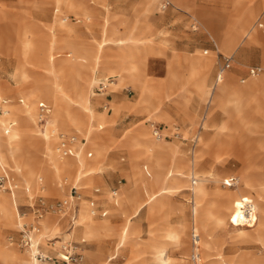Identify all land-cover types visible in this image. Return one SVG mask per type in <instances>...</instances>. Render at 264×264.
<instances>
[{
  "label": "rangeland",
  "instance_id": "374dc122",
  "mask_svg": "<svg viewBox=\"0 0 264 264\" xmlns=\"http://www.w3.org/2000/svg\"><path fill=\"white\" fill-rule=\"evenodd\" d=\"M151 1L72 0L75 15L67 12L66 4L67 9H60V0H0V100L9 102V116L0 112V123L7 129L10 120L15 122L7 133L10 139L3 136L13 153L5 172L16 186L11 193L0 191V197L8 200L15 216L17 211L20 215V223L13 226L0 219L1 242L23 256L19 233L22 225L33 223L38 200L69 207L70 188L76 184L80 200L72 235L66 236L71 234L66 218L54 214L44 216L42 227L46 238L58 236L76 243L84 255L83 264H159L160 251L171 264H194L192 230L199 235L197 264H264V90L256 87L264 84V4L254 7L256 0ZM166 2L169 6L164 8ZM106 12L111 13L114 26H109L107 16L103 18ZM259 22L263 27H258ZM45 32L50 37L41 47L34 39ZM29 42L34 43L28 46ZM130 48L140 54L147 50L143 60L138 54L133 63L134 82L125 75L130 64L125 51ZM30 50L51 57L58 72L55 82L47 66L26 60L25 52ZM111 52L114 58L108 57ZM227 56L232 58L231 68L224 71L230 89L250 83L243 92L226 93L215 105L212 93L220 86L221 82L215 85L216 77L222 57ZM252 66L262 68L260 76H248ZM95 67L98 70L93 73ZM78 71H82L79 77ZM108 78H114L115 84L99 93V83ZM78 84L86 88L95 117L91 134L82 141L86 146L81 152L82 170L75 157L57 153L60 136L77 135L80 145L89 122L90 112L75 102ZM154 87L175 88L181 96L172 95L161 104L163 97L156 95ZM204 88L211 94L209 100L199 96ZM122 102L130 106L114 112L112 104ZM152 102L170 114V125L156 123L155 111L147 107ZM24 104L36 108L27 113ZM51 105L48 126L37 127L38 108ZM151 124L164 129L160 139L154 137L153 129L149 131ZM124 139L144 140L149 146L139 151L114 147ZM68 168L72 176L60 183ZM89 169L93 174L84 177ZM79 170L82 174L77 176ZM168 171H173L172 176ZM175 171L184 178L176 184ZM230 177L238 179L237 185L223 187ZM165 179L170 189L151 200L161 187L157 180ZM198 180L204 181L203 192L192 186ZM58 186L64 196L53 191ZM95 189L99 190L98 206L109 214L92 221L88 200ZM113 189L117 190L115 205L109 199ZM245 202L252 209L250 217H255L250 227L241 219ZM126 204L129 213L122 212ZM46 218L48 231L44 230ZM100 221L105 229L113 227L119 233L101 230L89 236L93 222ZM93 250L97 261L90 253Z\"/></svg>",
  "mask_w": 264,
  "mask_h": 264
},
{
  "label": "built area",
  "instance_id": "2783aa9c",
  "mask_svg": "<svg viewBox=\"0 0 264 264\" xmlns=\"http://www.w3.org/2000/svg\"><path fill=\"white\" fill-rule=\"evenodd\" d=\"M169 6V3L166 2L164 8ZM262 25L259 24V27ZM232 63L231 57H222V63L220 65V73L224 72L226 69L230 67ZM262 72V68L260 67H252L248 69V76L256 77L260 75ZM219 77V75H218ZM244 82V80H241ZM114 84V80L111 79L107 82L108 87ZM107 86L102 85L101 88L98 89L99 93L105 92ZM6 102L0 100V112L6 116L7 112L3 110V105ZM49 114V110L46 107H41L36 116V125L39 128H42L47 121ZM153 135L156 139H160V132L157 129H153ZM77 141L76 136H60L57 143V151L62 157H69L72 155L73 145ZM91 154H88L90 157ZM238 183V179L236 177H230L225 180L222 184L225 188H234ZM192 185H195V182H192ZM16 188L10 183L9 177L5 171L0 172V191H9L10 193ZM114 194V193H113ZM70 198L71 205L70 207L64 206L61 202H56L54 204L45 205L42 200H38V205L33 207V221L29 225H22L20 230L18 246L22 250H27L34 247V253L31 255L32 259L37 264H83L84 263V255L82 254L81 249L78 245L70 240L63 241L60 237L54 236L52 238H46V247L47 251L41 247L40 243H37L34 239V234L38 232V226L36 224L37 221L44 218L46 214H54L60 217L61 219H65L68 222L67 232L72 231L76 227L77 214H78V204L77 202L80 200V194L78 192V188L72 186L70 188ZM93 202L90 203V206L93 207ZM249 203H244V215L246 216L247 222H244L245 227H250L255 223V217H250L252 209H250ZM235 223V222H233ZM198 240L199 235L195 230L191 232V244H192V253L190 256L191 261L194 264L198 263L199 253H198ZM12 241V239H10ZM58 244L59 246H56Z\"/></svg>",
  "mask_w": 264,
  "mask_h": 264
},
{
  "label": "bare ground",
  "instance_id": "6f19581e",
  "mask_svg": "<svg viewBox=\"0 0 264 264\" xmlns=\"http://www.w3.org/2000/svg\"><path fill=\"white\" fill-rule=\"evenodd\" d=\"M61 3L63 4H66L67 5V8L70 10V11H73L72 8H73V3H72V0H60ZM62 22V21H61ZM59 22V23H61ZM62 24V23H61ZM43 35L42 33H38L34 39L35 42H40V36ZM46 36V35H45ZM44 37V36H43ZM49 38V37H48ZM42 40V39H41ZM46 40V39H45ZM122 41V40H121ZM45 42V41H44ZM43 42V43H44ZM32 43L34 42H29L28 43V46H30ZM41 43V42H40ZM48 44V43H47ZM49 45V44H48ZM118 46V45H117ZM41 47H42V43H41ZM44 48V47H43ZM45 49V48H44ZM40 51H41V48H40ZM45 51V50H44ZM126 53V59L128 60V62L130 63L129 64V67L127 69H125V72H126V80H130V81H133L134 82V74H135V71H136V66L133 64L135 62V59H136V56L138 54H140L139 50L138 49H134V48H130L128 49L127 51H125ZM25 58L26 60L29 62V61H35L36 63L37 62H40L42 63L43 65L47 66L48 67V70L49 72L51 73L52 75V78H53V81L55 82L57 79H58V72H57V69H56V65L53 63L52 59L50 56H43V55H38L36 52L34 51H26L25 52ZM40 63H37V64H40ZM98 69L95 67L94 68V72L93 73H96ZM91 72V73H92ZM82 74V71H78L77 73V77L81 76ZM222 74H224V72H222ZM221 78V77H219ZM91 79H95L94 75L91 76ZM222 79V78H221ZM115 84V82H114ZM113 84V85H114ZM112 85V86H113ZM138 87L143 90L145 89L144 87H142L141 85ZM257 88L259 89H262L264 90V84L263 85H257L256 86ZM86 89V88H85ZM84 89V86L78 84L76 85V88H75V97H76V100L75 102L81 107L83 108L85 111L90 112V115H89V122H88V125L86 127V130L84 132V135H83V140H86L87 136L89 134H91L92 132V124H93V121H94V115L92 114L91 110H90V102H89V98H88V93L86 92V90ZM233 90V91H231ZM202 92V91H201ZM200 92V93H201ZM228 92H233V93H239V92H243V90H234V89H230V84L229 82L226 80V76L224 75V79L222 80V82L220 83V86L218 87L217 91H215L214 93H212V96H215V95H219V102L222 98V96H224L226 93ZM205 96H207V100L210 99L211 97V94L209 92V90H205V92L203 93ZM185 97V96H184ZM0 98H1V90H0ZM148 103V101H147ZM212 109H210L211 111ZM209 111V113H210ZM206 114V117L204 118V121H206L208 119V114ZM49 114H50V111H49ZM48 114V116H49ZM1 120V119H0ZM2 122V121H1ZM50 120L47 121V123L44 125V127L48 126ZM0 170L2 171H6L5 170V164H8L9 161L11 160L12 158V149H9L8 146H7V143L5 141V137L3 136L4 134H7L10 130H9V127H7L6 129V125L5 123H0ZM156 126L154 124H151L150 125V128H151V131L152 129H154ZM8 135V134H7ZM8 138L10 139V136L8 135ZM83 150V143L79 145V143L77 142L76 144L73 145V151H72V155L70 157H75V160H77V163H78V166L79 168L82 170L84 167H85V162L84 160L81 159V152ZM58 153V151H57ZM59 154V153H58ZM88 154V153H87ZM86 154V156H87ZM194 168V167H193ZM196 168V167H195ZM92 169V168H91ZM91 169L87 170L86 171V174L84 175V177L86 176H90L92 175V171ZM173 169V168H172ZM81 170H79V172L77 173V176L81 175ZM193 170V169H192ZM176 172V176H175V179L173 181L174 184L176 183H179L181 181V179H184L182 177L179 176L178 174V171H175ZM167 173H170V176H172V173L173 171H168ZM160 183V189L157 190L156 192L152 193L151 196H150V199L151 200H154L157 198L158 195H161V194H165L166 191L168 189H170L171 185L167 184L166 182V179L163 180V181H159L157 180L156 182V185H158ZM204 183L203 180H198V181H195V184H196V187L195 188H198V192H203V190L205 188L204 185L202 186V184ZM76 185V184H75ZM77 186V185H76ZM74 186V187H76ZM193 186V185H192ZM16 188V186H15ZM77 188V187H76ZM193 188V190L195 189ZM16 190V189H15ZM14 192V191H13ZM15 196V195H14ZM71 199V198H70ZM12 201V199H11ZM150 202V201H149ZM71 205V204H70ZM70 207V206H69ZM0 219L4 222V223H7L11 226L14 225V219H15V224H18L20 223V215L18 214V211H17V214H16V218H15V215L14 213L12 212V210H10L9 208V203H8V200H6L5 198L3 197H0ZM241 219L243 221H247L246 220V216L244 215V212L242 213L241 215ZM44 218L37 221L36 224L38 226V232L36 234H34V239L37 243H40L42 244V246H46V236L43 235V227H42V222H43ZM34 223V221H33ZM73 231V230H72ZM71 233V232H70ZM66 236H68V234H66ZM71 236V234H70ZM24 254L28 257V259L22 257V255L13 250V249H9L7 247H5L2 242H1V239H0V264H37L33 259H32V254L34 253V247L30 248V249H27V250H23ZM199 261V260H198ZM159 264H171L168 260L165 259V254L160 251L159 252V260H158Z\"/></svg>",
  "mask_w": 264,
  "mask_h": 264
},
{
  "label": "crops",
  "instance_id": "0c3cea01",
  "mask_svg": "<svg viewBox=\"0 0 264 264\" xmlns=\"http://www.w3.org/2000/svg\"><path fill=\"white\" fill-rule=\"evenodd\" d=\"M155 1V0H154ZM154 1H151L150 3H152V2H154ZM262 4H264V0H256L255 2H254V4H253V6L254 7H259L260 5H262ZM59 5H60V9H67L66 8V6L63 4V3H59ZM57 9H58V7H57ZM82 9H85L86 10V8H85V6L82 4ZM68 11V13H72V14H75V15H78L76 12H73V11H70L69 9H67ZM86 11H88V10H86ZM105 16H107L108 17V23H109V26H114L113 24H111V13H109V12H106L105 13V15L103 16V18L105 17ZM64 19H67V18H64ZM56 22H60L59 20H56ZM259 24H261L262 26L261 27H263V23L262 22H259L257 25H258V27H259ZM261 27H259V28H261ZM46 35V36H45ZM44 36V37H43ZM41 38H40V42L43 44V42L44 41H46L45 39H48V37H50V35L48 34V33H44L43 35H41L40 36ZM257 37V39H258V36H256ZM42 39V40H41ZM259 40V39H258ZM35 42V41H34ZM40 42H37V43H39V44H41ZM66 45V44H65ZM75 46H78V45H75ZM238 46H239V44L237 45V47H236V49L238 48ZM68 47V46H67ZM68 49H69V47H68ZM84 49H87V48H84ZM235 49V50H236ZM89 52H91L92 54H93V51H91L90 49H87ZM147 52V50H141V56H140V59H142L143 60V54L144 53H146ZM115 55V53L114 52H111V53H109V55H108V57L109 58H114L113 56ZM228 57V56H227ZM105 60V59H104ZM142 60H141V63H142ZM105 61H109V60H105ZM109 62H114V60L112 61V60H110ZM232 65V64H231ZM231 65H230V67L228 68V69H226L225 71H227V70H229L230 68H231ZM252 67H259V66H252ZM252 67H250V68H252ZM218 75H219V77H221V78H219L218 77ZM261 75V74H260ZM260 75H258V76H260ZM258 76H256V77H258ZM120 78H121V82L123 81L122 80V77L120 76ZM253 78H255V77H253ZM252 78V79H253ZM111 79H113L114 80V78H108L106 81L108 82L109 80H111ZM224 79V74H222V73H218L217 74V77H216V82H215V85H216V83L218 82H222V80ZM106 81H104L105 83H106ZM228 81V80H227ZM104 82H101V84L99 83V82H96V83H99V86H102V85H104V86H107V88H108V85H107V83L105 84ZM229 82V81H228ZM95 83V84H96ZM120 83V81H118V84ZM249 83L250 82H248V84L244 87V88H246L248 85H249ZM94 84V85H95ZM128 84V83H127ZM230 84V83H229ZM126 85V84H125ZM183 85H184V77H183V75H181L180 74V86L181 87H183ZM175 88H176V85H175ZM175 88H172V89H166V90H163V89H160L159 87H154V88H151L152 90H154L155 91V93H156V95L157 96H159V97H163V98H161L159 101H158V103H165V101H166V99H168L170 96H172V95H176V96H181V94H175ZM244 88H241V89H244ZM234 89V88H233ZM241 89H239V90H241ZM250 89V88H249ZM205 90H207L206 88H204L203 90H201L200 92H199V96L201 97V98H204V97H206L207 98V96H205L203 93L205 92ZM234 90H237V89H234ZM231 91H233V90H231ZM238 91V90H237ZM188 92H189V90L187 89V87L185 86V95H187V97H188ZM247 94H253V93H251V92H246ZM213 97V100L215 101L214 102V104L216 105V104H219V95L217 94V95H215V96H212ZM211 98V97H210ZM4 101V100H3ZM6 102V104L5 105H3V110L4 111H6L7 112V115L5 116V117H7V116H9V110H8V107H9V102L8 101H5ZM18 103L19 104H23V100H19L18 101ZM114 104V105H113ZM112 104V108H113V111L114 112H116V111H118L119 109H122V108H128L129 106H130V104L129 103H127V102H122V103H120V104H115V103H113ZM25 105V107H26V111H27V113H30L32 110H34L35 108H33V107H31V106H29V105H27V104H24ZM214 105V106H215ZM213 106V107H214ZM31 107V108H30ZM41 107H43V106H41ZM41 107H39L38 108V111H37V114H38V112H39V109L41 108ZM148 108H150L152 111H155L154 112V114H152L155 118H156V123H160V122H165V123H167V124H171V122H172V120H173V118L170 116V114L169 113H167V112H165V111H159L158 110V105H154V103L152 102L149 106H147ZM212 107V108H213ZM52 108H53V105H51V107H48V110L50 111V114H49V116H48V118H47V121L51 118V115H52ZM212 108H210V109H212ZM207 113H208V111H207ZM206 113V114H207ZM37 114H36V116H37ZM112 117V119H113V117L114 116H111ZM10 120V119H9ZM47 121H46V123H47ZM35 123H36V121H35ZM156 127H155V129H157L159 132H160V134H161V132L162 131H164V129H162L161 130V128L157 125V124H154ZM13 126H15V122H13V121H9L8 122V125H7V127H9V128H11V127H13ZM37 126V125H36ZM47 127V126H46ZM103 129V127L102 126H98V130H102ZM71 133H79V132H77V131H75V129H71ZM149 131L151 132V130L149 129ZM70 136H76L77 137V141L74 143V144H76L77 142H78V136L77 135H70ZM81 142H80V144H82V141H83V139H81L80 140ZM58 143V142H57ZM126 147L127 149H128V151L129 150H135V151H139V150H142V149H144V148H146V147H148L149 146V143L148 142H146V141H144V140H137V141H132V140H123V141H118L116 144H115V146L114 147ZM86 147V146H85ZM84 147V148H85ZM84 148H83V150H84ZM88 154H91V153H88ZM88 154H87V157H88ZM91 156H92V154H91ZM90 156V157H91ZM46 170H48V172L50 173V169H46ZM65 176H72V170L70 169V168H68V169H66V170H64L63 172H62V174H61V178L59 179V182L61 183V180L65 177ZM228 179V178H227ZM227 179H225V180H227ZM224 180V181H225ZM223 181V182H224ZM222 182V183H223ZM59 185V184H58ZM75 186V185H74ZM60 188V186H58L57 188H53V191L56 193V194H58V195H61V196H64V194L62 193V191L59 189ZM114 193V194H113ZM99 196V190L98 189H95L94 191H93V197H91V198H89V200H88V204H89V208H90V210L92 211V221H93V217H99V218H101V219H103V218H106L107 216H108V214H109V211L108 210H106V209H103V208H101V207H99L98 206V203H97V197ZM109 199L111 200V203H112V205H115L116 204V202H117V190H112L111 192H110V195H109ZM91 202H93L94 204H93V207H91L90 206V203ZM128 210V212H127V210ZM96 212H98L99 213V215H97L96 214ZM122 212H127V213H129L130 212V207L126 204V205H124V207H123V209H122ZM16 214H17V212H16ZM96 214V215H95ZM15 218H16V216H15ZM77 218H78V215H77ZM230 221H231V219H230ZM126 222V221H125ZM14 224H15V219H14ZM125 224V223H124ZM232 224H235V223H233L232 222ZM48 226H49V220H48V218H46V223H45V225H44V230L45 231H48ZM124 226V225H123ZM81 227V226H80ZM115 231V229L113 228V227H110L109 229H105L104 227H103V225H102V222L100 221V222H93V226L88 230V234H89V236L90 235H94V234H96V233H98V232H100V231ZM121 230V229H120ZM116 233H119V229H117L116 231H115ZM71 235H72V232H71ZM68 236H70V234H68ZM117 238V237H116ZM47 251V250H46ZM114 252V251H113ZM91 254H92V256L94 257V260L95 261H97V259H96V257H95V255L96 254H98L96 251H91L90 252ZM23 254V256L22 257H24V258H27L28 259V257L24 254V253H22ZM119 258H120V255H119ZM118 258V259H119ZM134 258V257H133ZM132 258V259H133ZM131 259V260H132Z\"/></svg>",
  "mask_w": 264,
  "mask_h": 264
}]
</instances>
